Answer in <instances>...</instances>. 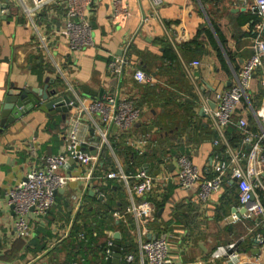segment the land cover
<instances>
[{"label": "crops", "instance_id": "0c3cea01", "mask_svg": "<svg viewBox=\"0 0 264 264\" xmlns=\"http://www.w3.org/2000/svg\"><path fill=\"white\" fill-rule=\"evenodd\" d=\"M128 4L130 16L123 26H118L115 22L114 0H96L91 16L93 44L74 51L70 50L66 38L51 35L49 30L61 24L60 15H48L50 20L46 22L43 32L50 37L45 47V50H50L49 59L38 47L41 43L38 32L27 24L17 6L12 7L10 14L8 13L11 17L8 20H0V114L5 97L11 88H41L46 84L48 77L52 79L50 88H57L60 94L69 91L70 97L75 94L84 101L89 102L106 95L133 100L142 110L143 122L137 124L133 130L137 137L143 135H149L150 138L157 137L156 133L161 131L159 127L163 129V126L152 128L151 126L154 121L164 119V113L167 109L170 110V114L177 116L175 127L180 129L183 122H186V126H183L175 137L172 150L162 154V156L165 154L169 161L168 171L173 177L166 180V189L161 193V197L156 199V206L163 201L168 186L169 190L171 186L173 189L164 207L157 208L158 212L156 210L154 220L150 224L152 236H164L168 240L175 264H226L223 259L211 260L210 253L217 246L236 240L239 242L244 263L259 258L261 264H264V246L261 247L253 234L241 238L245 234L244 226L240 222L234 223L228 220L235 211L238 214L243 213L237 188L234 193L230 191V184L234 183L233 181H225L220 192L212 195L207 203L202 204L198 199V184L181 187L174 177L176 158L180 154H189L205 177H212L211 167L214 160L226 157L222 154V149L214 145L217 133L209 117L202 111V98L194 91L184 64L193 60L201 62L199 67L194 68V74L201 87L206 85L204 90L206 95L211 96L216 89L229 88L234 84L245 61L254 53L253 45L258 35L257 25L262 21L261 16L240 7L238 0H164L158 13H154L151 0H128ZM16 8L19 12H16ZM18 15L23 17L24 21H20ZM251 16H255L258 21L254 23L255 19H251ZM43 24L41 21L38 22L41 29H44ZM204 30H208L209 33L199 36L198 40L201 43L198 55L193 57L191 52L181 53L180 47ZM210 33L220 51L227 57L228 63L225 68L227 72L218 67L216 49L209 43ZM262 34L264 36V31ZM130 38H132L129 44L131 53L126 48ZM168 45H171L178 54V63H172L164 58V51ZM229 53L237 63L230 61ZM126 54L131 57L132 66L126 69L124 76L118 82L111 77L108 63L114 56ZM41 60L46 67L52 65L54 68L52 73L44 71L42 80L37 74V64H40ZM135 68L152 73L157 80L156 85L148 86L137 82L133 78ZM56 74L59 75L61 85H54ZM70 86L75 90L73 94L68 90ZM145 87L156 90V101L147 95ZM85 88L101 91V94L92 96L85 91ZM263 99L261 74L256 73L252 77L248 99L243 100L248 107L247 113L255 122L256 116L250 109L257 110L262 105ZM164 105L167 106L166 110ZM156 106L160 108V112ZM239 112H242V106ZM158 113L161 117L157 116V118ZM71 114L72 111L69 115ZM52 120L60 122L64 133L68 122L63 121L61 113L49 118L46 113L36 108L8 126H2L0 119V241L2 243L0 264L51 262L52 258L47 254V250L34 251L36 246L32 241L35 242L36 238L40 237V233H36L35 219L30 220V235L26 238L18 237L13 226L15 212L9 205L8 192L22 181L33 167L41 166L46 155L57 154L63 150L64 143L58 152L52 150L53 134L56 131L46 130V126ZM237 125L239 127L238 121ZM247 128L251 126L248 124ZM146 129H149V132ZM63 133L60 134V138H63ZM83 135L88 140L93 138V133L89 129L83 130ZM167 137L164 135L162 139L165 141ZM63 140L65 141L64 138ZM126 140L127 138L124 140V145ZM167 144L165 142V145ZM120 148L125 150L126 147ZM149 151L150 148L142 157L149 156ZM118 152L128 171L130 161L127 162L126 157ZM110 158L112 161L111 155ZM158 163V160L147 157L142 165L148 167L150 171L157 172ZM103 166L104 160L99 167L100 174L108 168V166L102 168ZM81 185V181L72 180L66 192L62 189L57 193L55 204L50 210L58 208V199H61V205L64 199H67L69 208L73 209L69 215L74 216L77 208L68 196L76 193ZM90 192L93 191L90 190L88 193ZM259 193L264 203V192L259 190ZM92 196H96L94 192ZM47 217L49 216L37 222L43 229L50 222L51 231L54 233L53 230L58 228V222L51 218L50 221ZM130 223L129 227L125 224L124 236L121 229H110L106 237L101 238L100 241L108 240L111 233L114 236L119 231L122 242L125 239V250H128L127 253H134L136 257V262L130 263L125 261L123 256L121 264H140L136 225L133 219ZM258 229L264 234V226ZM53 239L54 237L45 239L47 247H53L50 245ZM104 260L107 262L105 264H112L113 257L108 256L106 250Z\"/></svg>", "mask_w": 264, "mask_h": 264}, {"label": "built area", "instance_id": "2783aa9c", "mask_svg": "<svg viewBox=\"0 0 264 264\" xmlns=\"http://www.w3.org/2000/svg\"><path fill=\"white\" fill-rule=\"evenodd\" d=\"M164 0H151L154 13H158ZM0 0V9L5 3ZM96 0H9L8 8L1 9V14H8L12 7L17 6L21 14L39 34L38 46L43 50L46 58H50V50H45L50 41L49 34H45L48 15H60L61 24L49 28L51 35H60L68 40L70 50H80L93 44L91 16ZM240 7L261 16L262 21L257 25L258 35L254 40V53L245 61L241 71L237 74L234 84L227 89H216L214 93L206 95V85L200 86L194 74V68L201 65L199 60L184 64L185 71L192 81L194 91L201 96V107L209 117L212 127L217 133L214 145L222 149L225 158H218L212 164V177H205L193 163L189 154L183 153L176 158L175 179L181 187L198 184V199L207 203L212 195L220 192L225 181L231 180L236 184L238 197L243 213H232L228 220L240 222L246 228L241 236L254 235L257 242L264 246V234L258 228L264 226V203L259 190L264 192V99L257 110L250 109L256 116L255 130L247 128L244 118H239V128L242 139L233 145L227 136V128L233 122L234 116L239 117V104L248 99L252 77L261 74V86L264 89V0H238ZM115 22L123 26L130 16L128 0H114ZM10 14V13H9ZM44 23L41 29L38 22ZM130 40L126 48L130 51ZM132 66L129 55L114 56L108 63L111 77L119 82L127 68ZM133 78L144 85H156L155 76L141 68H135ZM73 94L75 91L69 87ZM69 92V91H68ZM65 92V94H68ZM71 94V95H72ZM64 95V94H63ZM69 105L73 106L68 127L62 134L65 139L63 150L57 154L46 155L41 166L33 167L15 187L8 192L9 205L13 207L15 217L13 226L19 238H26L31 233L30 220L34 222L44 220L55 204L57 193L69 186L72 180H79L82 185L76 193L68 196L72 204L79 211L86 205L85 196L91 190L96 196H104L102 186L108 180L117 181L125 192V207L114 210L116 220L131 225L128 218H132L137 231L140 264H175L168 240L159 236H152L150 224L156 214V199L166 189V180L173 175L168 171L169 161L163 156L158 163V171L153 172L145 165L128 172L118 156V150L111 142L113 136L127 133L126 146L136 151L139 156L146 153L152 143L149 135L137 137L134 127L142 123V110L130 98H118L106 95L100 99L84 101L79 96L70 97ZM210 102H214L211 106ZM93 131L92 139L84 138L83 130ZM151 144V145H150ZM125 146V147H126ZM95 147L96 153H91ZM107 149L112 157V164L103 174L98 173L102 165V151ZM70 160H73L70 163ZM132 164V162H130ZM73 220L69 222L63 236L69 234ZM58 225V224H57ZM84 233H80L83 237ZM61 238H54L50 245L54 246ZM115 237L111 233L107 240L106 253L113 257ZM123 249V247H122ZM123 253V252H122ZM124 260L136 262L134 253H126ZM211 260L223 259L226 264H246L241 258L239 242L217 246L210 253ZM75 264H77L75 262ZM247 264H261L260 259Z\"/></svg>", "mask_w": 264, "mask_h": 264}, {"label": "trees", "instance_id": "16d2710c", "mask_svg": "<svg viewBox=\"0 0 264 264\" xmlns=\"http://www.w3.org/2000/svg\"><path fill=\"white\" fill-rule=\"evenodd\" d=\"M255 16H251V19H255ZM19 20H23L24 18H19ZM258 19L254 20V23H256ZM253 23V25H254ZM205 31V32H204ZM203 32H198L197 35L189 42L184 43L183 46L180 47L181 53H187L191 52L193 54V57L198 55V48L199 44L201 43L200 40H198L199 36L203 33H209L208 30H204ZM206 33V34H207ZM209 37V43L213 45V47L216 49V58L218 61V67H221L226 72L225 68L227 67V57L220 51V49L217 46V43L211 33L208 35ZM222 41L225 42V39L221 37ZM133 47V46H132ZM194 47V48H193ZM133 49V48H132ZM131 53V50H130ZM182 54V55H183ZM228 57L230 58V61L232 63H237L236 59H233L231 54H228ZM164 58L166 60H169L170 62H176L178 63V54L174 51V48H172L171 45H168L165 48L164 51ZM41 59V58H39ZM38 71L37 74L40 77V79H43V72H53L54 68L52 65L49 67H46V65L43 64V60L40 61V64H37ZM54 75V74H52ZM57 75V79H55L54 85H61V80L59 78V75ZM146 93L148 96L151 97L154 101H156L157 92L155 89H151L149 87H145ZM140 106V104H138ZM242 106V112H239V108ZM165 110L167 109V106H165ZM238 112L239 117L234 116L233 122L228 125L227 128V136L229 140L233 143V145L239 144L240 140L242 139L241 129L237 125V121L239 118H244L247 123L251 126L252 130H255L257 125L252 116H250L248 112V107L244 101H242L239 105ZM164 119L156 120L153 122L152 127L156 126H163V129L160 128V132H157L154 138H150V142L152 145L150 146V155L147 156L152 160H158L160 162L162 160V157L165 156L167 152L172 150V147L174 146V140L175 137L180 133V131L175 127L177 124L176 118L177 116L170 114V111L166 110L164 113ZM59 121H50L48 125L46 126L47 131H56V133L53 134V140H52V150L53 152H58V149L61 148V146L64 143L63 138H60V134L63 133L64 128H61ZM146 131L149 132V129H146ZM93 133V131H92ZM165 133V134H164ZM168 136L165 141L162 139L163 136ZM128 137L127 133H123L120 136H113L111 139V142L115 148H117L118 151L121 152V155L126 157L127 162H132V164L129 166L128 171H134L136 168L142 166V164L145 163L147 160V157L143 158L140 157L136 151L131 150L129 146H126V143L124 145L125 138ZM168 140H173V142L168 143L165 145V142ZM157 141V142H156ZM125 147V150H123L120 147ZM169 149V150H168ZM165 153L163 156L162 154ZM102 159L104 160V166L102 168H106L107 164H112L110 153L105 148L102 151ZM98 173H101V171H98ZM231 185V193H234L236 190V185L234 183ZM235 188V189H234ZM172 186H171V192H169V186L168 191L164 195V198L162 199L159 204H157L156 208L164 207L165 202L170 198V194L172 193ZM102 191L104 193L103 197L100 196H92L89 193L86 194L85 200L86 205L81 208L79 211L75 213L74 216L69 215L73 211V209H70L68 206L67 199H64V202L61 205V199H58L59 205L58 208H53L50 210V214L48 215L47 219L51 221L55 220L58 222V225L56 230L54 229V233L51 231L50 228V222L47 226L40 227V224L36 222V233H40V237H37L34 241H32V244L36 247L34 248L35 252H41L44 250H47V254L51 256L52 259L49 264H105L107 263L104 260V251L106 249L107 240L104 242H101V238H105L107 235V231L110 229H121L123 232V236L125 234L124 227L126 226L123 222L124 220H116L115 217H113V211L114 210H122L125 207V199H124V192L121 189L120 184L115 180H108L105 185L102 186ZM156 204V203H155ZM228 204V203H227ZM61 205V206H60ZM158 212V210H157ZM51 218V219H50ZM73 220L71 224V228L69 230V234L66 236L62 235L69 222ZM132 218H128L129 222ZM131 224V223H130ZM242 224V223H241ZM243 225V224H242ZM244 226V225H243ZM83 232V237H80V233ZM244 233H246V228L244 226ZM39 235V234H38ZM47 237H56L61 238L59 242H57L53 247H47L45 239ZM24 245V243H23ZM125 239H123L122 247H123V253H127V249L125 250ZM2 246V243L0 241V247ZM52 254L54 257H52Z\"/></svg>", "mask_w": 264, "mask_h": 264}, {"label": "water", "instance_id": "95a60500", "mask_svg": "<svg viewBox=\"0 0 264 264\" xmlns=\"http://www.w3.org/2000/svg\"><path fill=\"white\" fill-rule=\"evenodd\" d=\"M8 2L9 0H6L1 9L8 8ZM10 17L11 15L9 14L2 15L0 13V20H8ZM51 82L52 79L48 77L46 78V84L41 88H11L2 106L0 114L1 125L8 126L10 123L19 121L36 108L46 113L49 118H53L55 114L61 113V118L67 123V117L73 109V106L69 105L71 98L68 94H60L57 88H50ZM85 91L95 97L101 94V91L96 92L89 88H85ZM210 104L214 106V102H210ZM202 111H204L203 108ZM205 115L207 114L205 113ZM91 153H96L95 147L91 148ZM72 162L73 160H70V163ZM92 194L93 192H90V195ZM114 236L116 241L112 264H121L123 258L121 234L118 231ZM162 238L165 237L163 236Z\"/></svg>", "mask_w": 264, "mask_h": 264}, {"label": "rangeland", "instance_id": "374dc122", "mask_svg": "<svg viewBox=\"0 0 264 264\" xmlns=\"http://www.w3.org/2000/svg\"><path fill=\"white\" fill-rule=\"evenodd\" d=\"M17 11H18V9L16 8V12H17ZM19 11H20V10H19ZM19 11H18V12H19ZM18 17H20V15H18ZM20 18H22V17H20ZM156 107H157V106H156ZM157 108H158V111H159L160 108H159V107H157ZM167 110H168V109H167ZM168 111H170V110H168ZM159 112H160V111H159ZM157 116H158V117H161V115H160L159 113L156 115V117H157ZM158 117H157V118H158ZM157 121H158V120H157ZM179 122H180V121H179ZM179 122H178V123H179ZM183 126H184V127L186 126V122H183ZM183 126H182V127H183ZM182 127H181L180 129L178 128V130L181 131ZM171 142H173V140H168V141H167V143H171Z\"/></svg>", "mask_w": 264, "mask_h": 264}]
</instances>
